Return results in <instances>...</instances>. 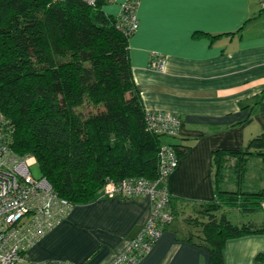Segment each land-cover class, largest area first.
Here are the masks:
<instances>
[{"label": "crops", "instance_id": "obj_1", "mask_svg": "<svg viewBox=\"0 0 264 264\" xmlns=\"http://www.w3.org/2000/svg\"><path fill=\"white\" fill-rule=\"evenodd\" d=\"M125 1L112 0L103 9L117 15ZM136 1L138 27L128 39L132 77L145 109L179 115L177 133L162 141L184 150L165 181L181 221L174 214L135 264H211L207 248L188 239L184 218L192 203L214 198L212 152L240 149L264 132V11L258 0ZM159 55L163 69H154L150 61ZM234 163L228 156L224 164L222 187L228 190L237 189ZM250 166L258 189L264 188V157H249L244 176ZM249 183L242 177L240 188L251 190ZM100 192L72 204L27 249L28 261L110 264L123 252L148 218L150 199ZM251 214L264 219V203ZM220 264H264V233L227 239Z\"/></svg>", "mask_w": 264, "mask_h": 264}, {"label": "trees", "instance_id": "obj_2", "mask_svg": "<svg viewBox=\"0 0 264 264\" xmlns=\"http://www.w3.org/2000/svg\"><path fill=\"white\" fill-rule=\"evenodd\" d=\"M112 0H0V110L11 126L10 146L34 156L41 175L71 204L93 199L108 179L157 177L161 135L146 128L133 80L124 13ZM90 112L82 113L81 106ZM98 106V107H96ZM177 157L184 149L175 145ZM184 145L183 148H186ZM235 157L237 189H221V169ZM264 157V132L240 149H215L214 198L192 203L188 239L222 262L229 238L264 233V219L232 221L227 210L262 209L264 188L242 190L246 160ZM169 207L180 211L170 196Z\"/></svg>", "mask_w": 264, "mask_h": 264}, {"label": "built area", "instance_id": "obj_3", "mask_svg": "<svg viewBox=\"0 0 264 264\" xmlns=\"http://www.w3.org/2000/svg\"><path fill=\"white\" fill-rule=\"evenodd\" d=\"M258 2L261 11H264V0ZM136 5V0H126L121 5L124 25L133 32L138 27ZM150 66L163 69V57L153 58ZM180 123L181 118L175 113L145 110L146 128L161 137L175 135ZM10 131L11 126L0 110V264H37L28 261L27 249L58 223L72 204L52 188L46 177L32 175L30 166L35 163V158L31 155L19 156L12 150ZM177 162L175 145L162 141L157 154L158 173L155 179H108L102 185L100 193L105 197L145 194L150 199L149 215L141 230L110 264H135L173 219L165 181Z\"/></svg>", "mask_w": 264, "mask_h": 264}, {"label": "rangeland", "instance_id": "obj_4", "mask_svg": "<svg viewBox=\"0 0 264 264\" xmlns=\"http://www.w3.org/2000/svg\"><path fill=\"white\" fill-rule=\"evenodd\" d=\"M96 107H98V106H96ZM81 111H82V113H87V112H90V107H89V105H86V104H84V105H82L81 106ZM164 137V136H163ZM253 169H255V167L253 166H250L249 168H248V170H247V173L245 174V176L243 175V177H244V179H245V181H250V183L248 184V186H250V188H252L251 190H253V189H255L256 190V187H257V189H258V186L256 185L258 182V180L253 176V175H251V173H250V171L251 170H253ZM30 170H31V173H32V175L34 176V177H38V176H40L41 175V171H40V168H39V165H38V163H33L31 166H30ZM220 175H222L223 177V179H222V181H221V184H220V186H221V189H223V190H228L227 188H223L222 187V183H223V181H224V179H225V177H227L228 175H226V173L224 172V167L221 169V172H220ZM248 178V179H247ZM229 179V178H228ZM189 208H190V206H189ZM188 211H190V209H188ZM227 212H228V216H229V218L232 220V221H234V222H236V221H238V220H247V219H250V217L252 218L253 217V215L251 214V213H247V214H244V213H240L237 209H233V208H230V209H228L227 210ZM182 213L180 212V211H178V212H176L175 213V221H181V218H182V215H181Z\"/></svg>", "mask_w": 264, "mask_h": 264}]
</instances>
